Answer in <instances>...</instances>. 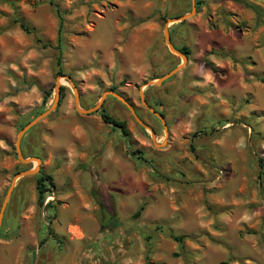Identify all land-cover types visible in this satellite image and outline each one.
I'll use <instances>...</instances> for the list:
<instances>
[{
  "label": "rangeland",
  "instance_id": "374dc122",
  "mask_svg": "<svg viewBox=\"0 0 264 264\" xmlns=\"http://www.w3.org/2000/svg\"><path fill=\"white\" fill-rule=\"evenodd\" d=\"M13 1L16 9L0 2V207L13 176L35 166L17 159L16 134L54 98L55 7L63 73L81 108L114 89L147 128L109 96L103 110L124 139L101 111L78 113L61 80V105L21 141L52 178V208L38 207L35 175L16 181L0 264H264V0H247L260 17L231 0H195L191 17L169 23L171 43L190 51L186 65L146 87L183 62L163 34L167 20L191 12L190 0Z\"/></svg>",
  "mask_w": 264,
  "mask_h": 264
},
{
  "label": "water",
  "instance_id": "95a60500",
  "mask_svg": "<svg viewBox=\"0 0 264 264\" xmlns=\"http://www.w3.org/2000/svg\"><path fill=\"white\" fill-rule=\"evenodd\" d=\"M190 1H191V12L189 14H185V15L179 16L177 18L167 20V22L165 23V26H164V34H163L165 44L167 45L169 51L180 56L183 62L181 64H179L178 66L174 67L169 72H167L165 75L161 76L160 78L146 82L143 87L153 86V85L160 86L163 82H165L166 80H168L169 78L174 76L177 72H179L186 65V63L188 61V57L186 55L182 54L180 51H178L175 48V46L171 43L170 34H169V23L182 22V21L188 19L189 17H191L196 12L195 0H190ZM61 80H65L71 85V87L73 89V94H74V108L78 113L86 115V114H90V113L97 112V111L104 112L103 103L107 97L111 96V97L115 98L117 101H119L121 104H123L129 110L132 118L135 120V122L137 124H139L140 126H142L144 128H147V126L140 120V118L137 115L134 107L123 96H121L120 94H118L117 92H115L113 90H108V91L104 92L103 95L101 96L98 104L95 105L94 107L89 108V109H82L80 106L79 92H78L77 87H76L74 81L72 80V78L67 74L57 75L55 78V84L56 85H55V90H54V98H53L51 105L46 110H44L43 112L38 114L35 118H33L32 120L27 122L16 134L14 147H15L17 159L22 164H28V163L34 162L35 166L29 170H23L21 172H18L13 176V178L10 182V185L8 187V190L6 192V195L4 197L3 203L0 207V230H1L2 222H3L5 208L7 206L9 198L11 196V193L14 189L16 181L22 177L34 176L40 172L41 159L38 157H29V158L24 157V155L22 153V149H21V141L27 132H29L38 123H40L42 120L48 118L52 113H54L57 110L58 105H59V101H60V97H61V86H62ZM139 94H140L141 104L147 109V111L150 114H152L154 117H156L161 122L163 128L166 130L167 125H166V121L164 119V116L161 113H159L158 111H156L155 109H152L149 106V104L146 103L145 98H144V94L142 93L141 90H140ZM151 132H152V135H151L152 139L154 140L155 139L154 132L152 130H151ZM96 200L98 201L97 197H96ZM104 214H105V218L103 220V223H105L106 219H107V214L106 213H104Z\"/></svg>",
  "mask_w": 264,
  "mask_h": 264
},
{
  "label": "trees",
  "instance_id": "16d2710c",
  "mask_svg": "<svg viewBox=\"0 0 264 264\" xmlns=\"http://www.w3.org/2000/svg\"><path fill=\"white\" fill-rule=\"evenodd\" d=\"M231 1H233L234 3L240 4V5H243L244 7L250 8L251 10H253L260 17V11H259V9L253 3H251V2H249L247 0H231ZM0 2L7 3L13 9H16V6H15V3H14L13 0H0ZM195 4H196V6H198V2L195 1ZM55 12L57 14V17L59 18L58 34H57V38H56V45L54 47L55 53H56L55 59H54V69H55V75L57 76V75L64 74L63 73V65H62V54L64 52L65 42H64L63 35H62L63 19H62L61 15H60V12H59V10H58L57 7H55ZM15 19L19 23L20 27L26 33H31V29L26 25V23L23 20H21L20 18H15ZM175 48L178 51H180L182 54H184L187 57H189L190 51H189V49L187 47L182 46L180 48H178V47H175ZM204 65L206 67H208L209 69H211L214 73H218L219 72L218 68L216 66H214V64L211 63V62H209V61H205L204 62ZM112 90H114V89H112ZM63 92H64V87L61 86V97H60V101H59L58 108H59V106L61 105V102H62ZM52 94H53V88H49L48 90L43 91L41 108H44L45 107V105L50 100ZM41 112H43V111H41ZM40 113H38V114H40ZM101 118H102L103 122L105 124L111 126L113 130L119 131L122 134V136H123L124 139L127 138V135L128 134H127L126 130L124 129V127L121 124H119L116 120L112 119L107 113L101 112ZM29 132H27V133H29ZM132 155H136V154L133 153ZM24 157H25V155H24ZM34 157H37V156H34ZM261 167H263V166H261ZM35 178H36V193H37L36 202H37V205H38V207L40 209L48 210V209L52 208V201L48 200L46 202V197L51 195V193H52L51 189L54 187L52 178L49 175H43V174H41V172H39L38 174H36L35 175ZM143 210H144V206L143 205H140L139 208L136 210V212L131 217L133 219L139 218L141 216ZM105 227H106L105 225H102V229H104ZM172 238L177 243H179V244L182 245V243H183V237H175V236H172Z\"/></svg>",
  "mask_w": 264,
  "mask_h": 264
}]
</instances>
